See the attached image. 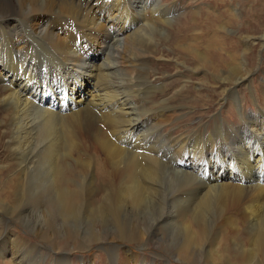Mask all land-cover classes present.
Here are the masks:
<instances>
[{
    "label": "bare ground",
    "instance_id": "6f19581e",
    "mask_svg": "<svg viewBox=\"0 0 264 264\" xmlns=\"http://www.w3.org/2000/svg\"><path fill=\"white\" fill-rule=\"evenodd\" d=\"M151 1L148 10L144 5ZM172 1L165 7L155 0H0V132L7 138L0 166V257L8 256L2 264H39L23 238L8 233L13 222L27 225L57 252L54 264H76L72 250L98 244L108 255L103 264H142L124 245L142 246L148 238L168 242L184 264H198L201 255L205 264H264V115L252 126L242 121L244 134L235 132L239 136L226 145L225 135L220 140L199 120L194 127L175 125L176 136L161 133L175 116L209 106L210 95H192L180 76L176 87H150L144 74L152 60L170 62L161 43L170 40L173 22L171 45L192 60L189 70L186 58L172 60L174 71L208 73L214 84L230 85L226 96L239 98L235 90L253 70L246 57L232 67L233 37L217 34L236 18L224 22L213 13V20L204 19L202 10L197 18L173 16L181 3ZM255 43L263 45L264 35L241 38L247 54ZM71 72L80 79L69 80ZM200 79L213 86L204 74ZM155 91L158 100L151 97ZM68 121L71 134L61 129ZM257 132L260 141L250 136ZM75 134H84L83 144ZM68 171L75 172L73 179ZM228 207L239 210L243 227L231 217L207 226L211 216L234 211ZM185 215L186 226L180 223ZM241 230L247 247L237 236ZM218 244L221 252L212 247ZM97 260L98 254L84 255L78 264Z\"/></svg>",
    "mask_w": 264,
    "mask_h": 264
},
{
    "label": "rangeland",
    "instance_id": "374dc122",
    "mask_svg": "<svg viewBox=\"0 0 264 264\" xmlns=\"http://www.w3.org/2000/svg\"><path fill=\"white\" fill-rule=\"evenodd\" d=\"M145 2L146 0H144V3ZM157 2L159 5L165 6V7H170L171 4H173L172 0H155L156 4ZM179 3H181V7L179 6L180 9L178 10V12L176 11L175 15L173 14V16H176V14L181 15L187 12V13H192V15H196V18H197V16L198 17L200 16L199 11L202 10V16L204 19L207 18L208 16V18L213 20V17H212L213 13L215 15H218L220 20H223L224 18V22L229 20L230 18H236L235 24H233V26L227 27L224 30L222 28L221 29L217 28L218 29L217 34L219 35L221 33L220 35H228V36L233 37L232 42H235L234 44L235 46L233 49L234 51H231V52L235 54V58L237 59V61L232 62V67H235L238 63H242L241 61L246 57V60H248L247 64L253 70V72L248 78V82L246 83V85L245 86L242 85L240 86V88L237 87V89L235 90L236 91L235 95L239 97L240 99L239 98L236 99V97L234 98V96L231 99L228 96H226L225 92L228 90V88H230V85L229 84L226 85L223 83L220 84L219 82H216L214 84L213 82L214 80H212V77L208 73H201V71H199L198 73H194L191 71L175 72L173 68L172 60L176 59L177 60L176 62L178 64H181L180 61L183 58H186L187 59L186 67H188V70L192 69V67H190V65L192 64V60L187 57L188 54L182 52L181 46L178 48H174L171 45L172 40L174 43H176L175 42L176 34L175 33L173 34L174 28L171 25L173 22H170L169 23L170 25L168 24L169 27L171 28L169 30L170 40L167 38L166 42L163 41L161 43V50L165 55L169 56L170 62H167V61L162 62V60L150 61L148 67L145 68L147 69L145 71L146 73L144 72V74H146V77H147L146 81L148 82V85L150 87L163 86L164 88L167 89L169 87L172 88V87H176L177 85H180L181 78L182 79L185 78L186 80H188L189 89L192 95L196 94V92H200L202 96L209 94L210 97H209V106L204 107V106L199 105L197 107L192 108V111L190 112L191 114H189L188 117L184 116V117L178 118V116H175V117L173 116L174 117L173 121L175 123H168L166 126H161L160 132L167 133L172 130L171 132H173L176 136L178 127L176 129L175 125L180 126L179 124L181 125L186 124L187 126L185 127L187 128L190 126L194 127L196 126V123L199 120L203 122V125L205 126L204 129H209L210 131L214 129L215 131L219 132V135L217 137L220 140L223 137L222 134L225 135L224 145H226L228 143V140H230L231 136L234 138H237L239 136V134H235L233 136L235 132L239 131L240 134H244V131L242 129L244 124L247 123L246 125L252 126L255 123H259L262 120L261 116L264 115V104H263L264 103V44L263 45L256 44L258 43L256 42L253 45L252 50L249 54H247L246 49L241 44L242 37H245L248 35H255L259 37L260 35H264V27L260 25V21L262 22L261 16L262 15L264 16V0H179ZM151 4H152V1L149 5H144V7H146V9L149 10ZM139 10L141 9H138L137 14H141L143 16L144 14L141 13L143 12V10L142 11H139ZM160 15H161L160 12L158 15L155 13V17L154 16L150 18L148 17L149 19H147L146 21L158 18ZM171 16L172 14L171 15L169 14L168 16H164V18L169 19ZM247 27H255L256 30L254 33L249 34V31H248L249 28L246 29ZM165 31H167V26L165 27ZM165 31H164L163 36H165ZM205 32H208V31L204 29V33ZM160 36H157V37H160ZM179 43H182V42H179ZM225 53L226 51L222 53L221 59L223 58L224 62L227 63ZM52 56L55 57L54 54H52ZM96 57L98 56L96 55ZM14 62L17 63L16 61ZM230 64L225 65L226 66L224 67L225 73H226L227 68H230ZM20 71L22 72L23 70L20 69ZM203 74L207 76L209 82L212 80L210 84L213 83V86L209 87L205 84H202L203 80L200 79V76ZM73 75L76 77H71ZM175 76H180L181 78L176 79L177 77ZM80 77H81V74H78L77 72H71L69 74V80H73V81L79 80ZM86 88L88 87L86 86ZM165 93H168V90H166ZM151 97L153 99L158 100L160 98L159 92L155 91L153 96ZM42 98L43 96H40L41 100ZM221 98H225V101L222 104V106H220L218 103V101ZM241 98H243L242 103L240 102ZM146 101L149 102L150 99H147ZM175 103L180 104L181 102L177 100L174 102V104ZM148 105H150V103ZM4 117H5L4 113L0 112V120L3 119ZM216 119H217V122H214ZM242 121L246 123L241 124ZM68 124H69V121L66 124H64V126H62L61 128L62 131L63 130L67 131ZM257 133L259 137L257 135L255 136L254 133H250V136L254 140L260 141L259 138L262 137V133H259V132ZM0 134H1L0 135V149H1L0 150V154H1L0 155V161H1L0 166H3L5 163L4 155H5V150H6L4 149V147L7 145V138H5L6 137L5 133L0 132ZM67 134H71V132L67 131ZM75 135L73 137H78V140H76V142H78L79 145H81V143L83 144V140L81 138L85 137L84 134L76 135V136ZM231 149L236 154V151L234 150L232 146H231ZM98 155H96V159L98 157L102 158V156H100V153ZM70 164L72 165L73 163L70 162ZM74 170L76 171V169ZM14 172L15 170L13 172H9L7 170V174L9 175H13ZM213 174L214 172L213 170H211L209 175H213ZM66 177L73 179L75 177V172L68 171V173L66 174ZM230 209L234 211H228L227 212L228 216L226 217L221 218V217L211 216L206 223L207 226L216 228V224H220V222L223 221L224 218H225L224 220H226V218L231 217L230 219L234 220L235 222L234 225H236L237 227L239 226L240 228L243 227L246 224V220L240 215L239 210H237L236 208H232V207L227 208V210H230ZM185 216L186 217H184V219L183 218L180 219V223L182 222V224L186 226L189 224V220L187 218V215ZM214 224H215V227L213 226ZM218 226L219 225H217V227ZM237 227L236 229H239ZM99 231H100L99 228L94 229V232L96 233H98ZM242 231L244 230L237 232V236L239 237V240L242 242V245L247 247L246 245L247 240L244 236V233H242ZM9 232L11 233V236L18 237V239L23 238L24 242L26 243L24 246H26L27 248L30 247V249H32L29 255L30 257H32V259L34 257L33 259L34 262L36 261L39 264H54L55 260L57 259L56 258L57 252L53 250L51 251V247H47L48 245H45L44 242H42L38 238V236L33 232V230L27 227V225L20 223V222H15V223L13 222L10 230H8V233ZM76 240L77 242L82 243V237L80 239L77 238ZM199 243L200 242L198 241L197 244ZM68 244H73V241L68 242ZM120 245L123 246V244H120ZM124 246H127L128 248H130L133 252H137L138 255H140V259L141 260L143 259L142 262L143 263L145 262L144 264H153L152 261H156L154 262V264H184L181 262V257H180L181 254H179L177 250L172 251L171 248L167 249L168 242H164V243L159 242L157 244L154 240L148 238L147 240L143 242L142 246H139L137 244H131V245L126 244ZM104 247L105 245L102 246L101 244L93 245L92 248L89 249V251L87 250L88 252L87 251H79V252L75 251V253L71 247L70 251L72 250L71 251L72 254L69 257H71V260H75L78 263H80L82 256L88 255L92 257L98 254L101 260L99 261L97 260V261L99 264H103L104 262H102V260H105V261L108 260V255L106 251L104 250ZM212 247H214V250L216 252H221V248L219 244L216 246H212ZM203 248L200 249V254H204V251L206 250V248L208 249V246H204ZM60 252L58 254H60ZM5 256H3L2 258L0 257V264H2V262L4 263L3 259L5 260L7 259L8 256L7 255ZM38 257H40V259ZM201 257H204V255L203 256L201 255ZM201 257L196 258V259H199L198 264H205V262L203 261L205 257L202 259ZM219 264L221 263L219 262Z\"/></svg>",
    "mask_w": 264,
    "mask_h": 264
}]
</instances>
